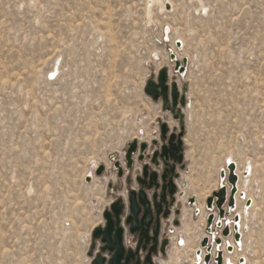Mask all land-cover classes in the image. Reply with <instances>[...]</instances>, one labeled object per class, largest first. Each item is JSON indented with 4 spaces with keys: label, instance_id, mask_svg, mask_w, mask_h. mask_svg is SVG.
Wrapping results in <instances>:
<instances>
[{
    "label": "rangeland",
    "instance_id": "1",
    "mask_svg": "<svg viewBox=\"0 0 264 264\" xmlns=\"http://www.w3.org/2000/svg\"><path fill=\"white\" fill-rule=\"evenodd\" d=\"M164 68L183 118L145 94ZM163 124L187 139L180 199L202 214L163 263L196 260L231 160L243 250L227 257L264 264V0H0V264H91L130 145L152 153Z\"/></svg>",
    "mask_w": 264,
    "mask_h": 264
},
{
    "label": "flooded vegetation",
    "instance_id": "2",
    "mask_svg": "<svg viewBox=\"0 0 264 264\" xmlns=\"http://www.w3.org/2000/svg\"><path fill=\"white\" fill-rule=\"evenodd\" d=\"M178 106L181 107L180 103ZM172 136H175L172 145L178 152L176 155L170 152L164 160L163 150H172ZM184 141L187 139L184 140L182 133H174L167 126L166 135L161 131L160 139L154 142L157 148L152 153L148 150L149 144L142 143L147 145L144 152H140V144L131 163L126 158L129 170L120 173V178L125 179V192L117 193L109 209L104 211V223L95 229L97 236L93 237L95 251L91 264H164L162 259L169 256L168 249L176 234L185 228V220L195 225L196 216L202 215L199 210L195 215L196 199L184 202L180 199L178 181L185 162ZM138 154H141L139 167L138 159L135 161ZM215 202L212 207L218 211ZM236 213H240L238 204ZM233 217L229 220L233 221ZM207 221L205 233L212 231V223ZM231 227L233 229V224ZM241 258L244 259L242 256L238 262ZM225 261L234 264L227 255ZM243 262L245 264V260Z\"/></svg>",
    "mask_w": 264,
    "mask_h": 264
},
{
    "label": "water",
    "instance_id": "3",
    "mask_svg": "<svg viewBox=\"0 0 264 264\" xmlns=\"http://www.w3.org/2000/svg\"><path fill=\"white\" fill-rule=\"evenodd\" d=\"M175 62H176V68L181 65L180 62H178V61H175ZM182 63L187 65V59H183ZM182 69H184V67ZM183 90H184V92H186L187 86H184ZM144 91H145V94L148 97H150L153 101H155V102L162 101L164 109L170 110L172 112V114L175 116V118H177V119L183 118L181 109L179 108L178 104L180 103V106H185L186 96H185L184 92L181 91V88L179 87V84L177 82H171L170 81L169 69H167V68L162 69L159 72L157 79H149L145 85ZM166 132H167V125L164 124L162 126L163 135H166ZM174 138H175V136L171 137V145L174 141ZM180 144H182L181 141H180ZM137 146H138L137 142H134L129 147V150H128L127 156H126L127 161L129 163H131V157L134 155V153L137 149ZM146 147H147L146 144H141L140 145V152H144ZM170 152L172 153V155H176L178 151L174 145H172V150H170V151L167 149H164L163 150V156H162L164 160L167 159V156ZM116 167H119V164H116ZM228 169H229L228 181H229L230 185L232 186L231 196L230 197L228 196L226 187H221L219 189V191L215 192L213 194V196L207 200L208 206L211 207V206H213V203L215 202V199H216L215 204H216L217 209L220 211V216L222 218L225 216V210L223 207L225 206L226 203H228L230 207L235 205L234 204V195L237 193L235 186L238 182V177L235 174V164L231 163L228 166ZM104 171H105V167L101 166L97 170V175H99V176L102 175ZM213 219H214V217L210 216L209 224L212 223ZM229 233H230L229 229H226L224 231L223 235L228 236ZM96 236H97V233L95 231L93 234V237H96ZM240 237L241 236L239 233H237L235 235L236 240H239ZM216 243L220 244L221 240H217ZM208 244H209V240L205 239L202 243V247L205 248L206 246H208ZM210 259H211V257H210V255H208L205 258L206 263H209ZM218 264H223V254L221 252L219 253V257H218Z\"/></svg>",
    "mask_w": 264,
    "mask_h": 264
},
{
    "label": "built area",
    "instance_id": "4",
    "mask_svg": "<svg viewBox=\"0 0 264 264\" xmlns=\"http://www.w3.org/2000/svg\"><path fill=\"white\" fill-rule=\"evenodd\" d=\"M227 205H228V203H226L225 206L223 207L224 210H225V213H226L223 218L220 216V211L219 210L217 211V210L212 209V207H208L207 206V208H206V218L208 220L210 218V216H213L214 217L213 222L210 225V227H211V229H214V231L216 233L213 234L212 231L205 233V236L203 237V239L201 241V244H202V242L205 239H208L209 240V244L205 248H203L201 246V248H202L203 251L199 250L197 252L199 256H202L203 261L196 262V263H193V264H218V257H219V253L220 252L223 254V264H228L225 261V256L227 255V253H230V251H233V248L232 247H228L227 249H225L224 248V240L225 239H230V238L231 239L233 238V239L236 240L235 235L237 233L233 231V229L231 227L232 226V223L230 225H226V224H223V222H221V223H219V226H217L218 224L216 222V218L217 217H219V218H221L223 220L225 219V217H227V208L230 207L229 205H228L229 207H227ZM197 213H198V211L195 212V215H197ZM200 213H201V211H200ZM226 229H229V232H230L228 236H224L223 235V233H224V231ZM217 240H221V243L220 244H217L216 243ZM239 250H241V248H239ZM238 252L240 253L241 251H238ZM208 255H210L211 259H210L209 263H206L205 258ZM193 257H194V255H193ZM236 259H238V257H236ZM191 263H192V261H191ZM238 263L239 264H244L243 258H241Z\"/></svg>",
    "mask_w": 264,
    "mask_h": 264
},
{
    "label": "bare ground",
    "instance_id": "5",
    "mask_svg": "<svg viewBox=\"0 0 264 264\" xmlns=\"http://www.w3.org/2000/svg\"><path fill=\"white\" fill-rule=\"evenodd\" d=\"M177 59V55H175V57L173 56L172 58H171V60H176ZM186 66L187 65H185L184 63H181V65L179 66V67H177L176 68V71L183 77L184 75H185V72H186V70H185V68H186ZM184 67V69H182ZM231 163H234L233 161H231V160H229L228 161V163H227V170H225L223 173H222V176H221V182H222V184H221V186H220V188L221 187H226L227 188V193H228V196L230 197L231 196V189H232V186L230 185L229 187H228V185L225 183L226 182V178L228 177V174H229V170H228V165L229 164H231ZM235 164V174L237 175V177H238V182H237V184H236V190H237V193L234 195V204L235 205H233V206H231L232 208H230L228 205H227V207H229V208H227V217H225V221L223 220V219H221V218H219V217H217L216 218V222H217V226H219V223H221V222H223V224H226V225H230L231 223L233 224V231L234 232H236V233H239L240 234V240H235V239H233L234 240V244L233 243H227L226 244V249L228 248V247H232L233 248V250H235V245L237 246V248L239 249V248H241V250L243 249V241H242V236H243V234H242V225H241V214L240 213H236V214H234V212L237 210V202H238V195H239V174L237 173V164L236 163H234ZM219 188V189H220ZM244 195V196H243ZM243 195H241V197H243L244 199L246 198L245 197V194H243ZM206 198V197H205ZM249 203V200L247 201V204ZM204 204V203H203ZM206 205H208V204H206ZM202 206V205H201ZM204 206V205H203ZM200 207V206H199ZM212 207V206H211ZM246 207V206H245ZM206 208H207V206H206ZM212 209H213V207H212ZM234 215V220L233 221H230L229 220V217L231 216V215ZM209 228V227H208ZM212 232H213V234H215L216 232L214 231V229H212ZM229 240V239H228ZM191 247V246H190ZM190 250V249H189ZM199 250H201V251H203L202 250V248H201V246H200V248L199 249H197V251L196 250H194V253H195V258H196V260L194 261V259H193V261H192V263H196V262H200V261H203V259H202V256H199L198 255V251ZM231 252H233V251H230V253ZM236 257H241V256H235L234 258H233V263L234 264H236V261L238 260V259H236ZM243 261H244V259H243ZM228 264H230V262L228 261L227 262Z\"/></svg>",
    "mask_w": 264,
    "mask_h": 264
}]
</instances>
